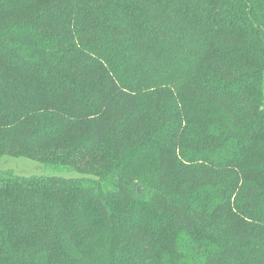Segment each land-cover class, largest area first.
I'll return each mask as SVG.
<instances>
[{
	"label": "trees",
	"instance_id": "obj_1",
	"mask_svg": "<svg viewBox=\"0 0 264 264\" xmlns=\"http://www.w3.org/2000/svg\"><path fill=\"white\" fill-rule=\"evenodd\" d=\"M264 0H0V264H264Z\"/></svg>",
	"mask_w": 264,
	"mask_h": 264
},
{
	"label": "rangeland",
	"instance_id": "obj_2",
	"mask_svg": "<svg viewBox=\"0 0 264 264\" xmlns=\"http://www.w3.org/2000/svg\"><path fill=\"white\" fill-rule=\"evenodd\" d=\"M263 98H264V71H263ZM0 170L11 171L19 176H37V175H62L64 177H74L75 172H55L46 168L42 163L24 156L0 155Z\"/></svg>",
	"mask_w": 264,
	"mask_h": 264
}]
</instances>
